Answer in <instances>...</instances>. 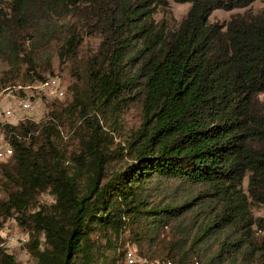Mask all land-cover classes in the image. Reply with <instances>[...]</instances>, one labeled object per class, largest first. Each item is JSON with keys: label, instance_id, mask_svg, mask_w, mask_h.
<instances>
[{"label": "trees", "instance_id": "16d2710c", "mask_svg": "<svg viewBox=\"0 0 264 264\" xmlns=\"http://www.w3.org/2000/svg\"><path fill=\"white\" fill-rule=\"evenodd\" d=\"M168 1L190 4L175 28L154 19ZM254 1L0 0V91L60 78L51 51L69 66L59 111L1 129L0 229L27 234L36 264H126L129 243L149 263L264 264V5L209 21ZM192 212L188 243L172 231ZM3 243L0 264H18Z\"/></svg>", "mask_w": 264, "mask_h": 264}, {"label": "rangeland", "instance_id": "374dc122", "mask_svg": "<svg viewBox=\"0 0 264 264\" xmlns=\"http://www.w3.org/2000/svg\"><path fill=\"white\" fill-rule=\"evenodd\" d=\"M264 5V0H255L252 4L248 5L246 8H227V9H217L211 12L209 21L211 24L223 26L226 25L232 18H246L248 15H253L258 13ZM190 9V4L188 3H175L173 1H168L166 5L158 6L156 8V12L154 14V19L158 22H164L170 28L178 27L184 18L187 15V12ZM97 38H88L85 41L83 51L90 52L95 49L98 44ZM53 67L55 74L60 75V82L62 88L65 90L66 86L69 83V66L64 63L61 64L58 62V59L55 57L54 53L51 51V55L48 60ZM43 68V67H42ZM1 69V67H0ZM45 77H50L48 72L44 74ZM19 86V85H18ZM18 86L14 85V83L9 84L6 88L0 91V109H4L9 105H17L19 102L20 96L18 95ZM25 97L30 98L32 102V106L34 108L33 115H28L24 112H18L16 116L15 122L20 123L22 119L30 116V120L38 123L46 119L47 114L51 111L52 107L55 110L59 111L60 104L62 100H56L53 95L48 97L45 94H38L34 89L25 90ZM258 101L261 104V108H264V93H261L258 96ZM2 120V118H1ZM1 165V164H0ZM6 178L3 176L0 170V200H5L7 198L8 192L12 191L13 188L6 185ZM246 184L244 183V186ZM182 189V190H181ZM199 185H191L188 187L181 186H173L171 184V189H169L166 193L171 197L177 192L185 195L187 197L194 196L198 192L202 191ZM43 201L49 202L48 197L44 196ZM198 212H192L185 214L183 221L180 223V228L173 230V234L177 239H186L188 243L195 238V235L200 231L201 222L204 221L202 216H197ZM254 216H260L261 211L255 207L253 209ZM13 221L11 219L6 220L2 227L5 224L13 225ZM2 236L6 238L3 246L5 247L8 254H12L18 264H36L35 260L29 255L26 251L25 244H23L20 240H8V235L2 232ZM41 240L42 237H41ZM216 240L211 239L208 242H205L203 245L204 248L208 249L209 252H212L216 247ZM137 246L134 243H129L126 245L125 250L132 249ZM125 251V252H126Z\"/></svg>", "mask_w": 264, "mask_h": 264}, {"label": "built area", "instance_id": "2783aa9c", "mask_svg": "<svg viewBox=\"0 0 264 264\" xmlns=\"http://www.w3.org/2000/svg\"><path fill=\"white\" fill-rule=\"evenodd\" d=\"M25 92V90L34 89L38 94H45L48 97L52 96L57 99L63 98L64 89L61 86V82L58 77H50L43 82L36 83L31 86L26 87H18ZM19 102L17 105H9L4 109H0V163L6 162L13 153L12 147L8 140L5 137L4 132L1 130L4 125H17L15 122L16 116L18 112H24L28 115H33L34 108L32 106L31 99L29 98H19ZM30 116L25 117L22 121L30 120ZM2 118V120H1ZM32 121V120H31ZM13 225L5 224L0 229V236H2V232L8 235V240H20L23 244L28 242V235L23 233L18 229L16 224L12 222ZM4 238V237H3ZM6 240V238H4ZM125 263L126 264H171L170 262H152L149 263L145 258L140 256L137 252L136 247H133L131 250L125 252Z\"/></svg>", "mask_w": 264, "mask_h": 264}]
</instances>
